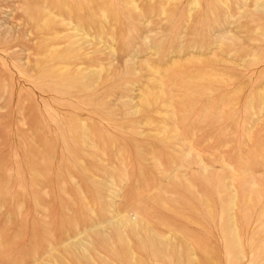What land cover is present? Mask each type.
I'll list each match as a JSON object with an SVG mask.
<instances>
[{
  "label": "rangeland",
  "instance_id": "rangeland-1",
  "mask_svg": "<svg viewBox=\"0 0 264 264\" xmlns=\"http://www.w3.org/2000/svg\"><path fill=\"white\" fill-rule=\"evenodd\" d=\"M194 1L107 0L76 79L0 0V264H264L263 7Z\"/></svg>",
  "mask_w": 264,
  "mask_h": 264
},
{
  "label": "bare ground",
  "instance_id": "bare-ground-1",
  "mask_svg": "<svg viewBox=\"0 0 264 264\" xmlns=\"http://www.w3.org/2000/svg\"><path fill=\"white\" fill-rule=\"evenodd\" d=\"M18 1H19L20 5L19 6L16 5V10H19L21 12L22 16L24 14L23 11H25V10L28 11L27 13L30 16L31 20H29L28 15H25L27 18L26 24L30 25V33H32L33 31L36 32L37 35H36L35 39L41 40V38L43 37L42 39L47 42V40L49 39V36L52 35L53 38L56 37V39H58L57 43H61L64 41V42H67L69 44L68 50L73 56L72 59L74 60V59L78 58L77 59L78 61L76 62L78 64V67L75 70V73H77L76 79H79V77H80V76H78V74L80 75V69L81 68L84 69V70H82V73H86L91 68L90 63H88L85 59L91 57L93 55V52L96 54H100V55H102L104 53L103 49H101L100 47H97L96 50L95 49L91 50V46H94L95 43H93L92 40L87 38V37L91 36L88 29L97 28L100 31L102 28V30L103 29L106 30V25L108 26V24L111 20L110 16L108 15L109 8H108L107 0H18ZM124 1H126V0H124ZM254 1L255 2H253V4L255 3L254 5L256 7H263V15H264V0H254ZM129 2L132 3L135 7H138V9H139V5L137 3V0H129ZM199 3L200 2L198 0H195L194 2H192L191 8L198 7ZM247 4L248 3H246L245 5H247ZM226 5L228 6V4H226ZM249 6H251V4ZM229 7L230 6H228L227 8H229ZM142 14H141V16H139L140 14L138 15L139 18H143L142 16L144 14L143 15ZM146 15H148V14H146ZM144 18L146 19L147 17L144 16ZM60 27H66V28L61 29ZM48 31H51V33ZM80 35H82L83 38H81ZM100 38H101V36H100ZM59 40H61V42H59ZM101 42L102 41H100V43ZM57 43H56V45H57ZM98 44L99 43H97V45ZM52 46H54V45L52 44L51 47ZM57 46H59L58 48H60V44ZM98 61L100 63L99 66L101 68L100 75H102L101 71L104 70L103 59L100 57V58H98ZM38 62H40L39 59H38ZM84 76L86 77V74L83 75V78H84ZM72 77L75 79V77L73 75H72ZM97 79H99V77ZM83 128H84V126H83ZM83 128H82V130H83ZM89 130H90V128H89ZM190 149L192 150V148H190ZM188 154H190V150L188 151ZM118 213L119 214H117V216L121 219L122 223L125 226H127L130 223V219L127 218L128 216L126 214H123L122 211H120V212L118 211ZM134 226H137V224L134 223ZM152 231L154 233L156 232V234L160 235L158 230L156 231L153 229ZM75 240H78V239H75ZM75 240L72 242L71 241H69V242L73 243L74 245L73 244L72 245L75 246L76 245ZM63 246H65V245H63ZM56 248H57V246H54V244L51 245V252L53 251V253H54V249L56 250ZM122 249L123 250L126 249L125 244H122ZM68 250H69V248H68ZM73 250H74V252L76 251L75 248ZM65 251L67 252V250H65ZM76 252H75V254L73 253L75 256H77ZM69 253H71V252H68V254ZM83 253L86 255V253H88V249L84 248L82 251V254ZM78 254H80L79 251H78ZM87 256H86V258H87ZM81 258H83V257L79 256L78 259L76 258V260L80 259V261H81ZM57 259H59V258H57ZM57 259H55V260H57ZM64 259L65 258H63V260ZM63 260H61V261H63ZM61 261H59V262H61ZM59 262H57V263H59ZM38 264H40V263H38Z\"/></svg>",
  "mask_w": 264,
  "mask_h": 264
}]
</instances>
